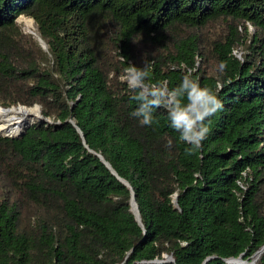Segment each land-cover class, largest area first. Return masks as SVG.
<instances>
[{
    "label": "trees",
    "instance_id": "1",
    "mask_svg": "<svg viewBox=\"0 0 264 264\" xmlns=\"http://www.w3.org/2000/svg\"><path fill=\"white\" fill-rule=\"evenodd\" d=\"M145 60L149 85L191 69L222 101L199 149L163 107L131 115ZM18 105L51 123L0 136V264H264V0H0V107Z\"/></svg>",
    "mask_w": 264,
    "mask_h": 264
},
{
    "label": "clouds",
    "instance_id": "2",
    "mask_svg": "<svg viewBox=\"0 0 264 264\" xmlns=\"http://www.w3.org/2000/svg\"><path fill=\"white\" fill-rule=\"evenodd\" d=\"M121 59L125 58L121 56ZM148 63L145 60L142 67L127 63L125 68L123 79L130 89L138 92L135 98L139 103L131 115L137 117L141 124L150 125L154 109L163 107L167 112L169 127L189 145L188 151L199 149L210 131L208 118L222 108V101L214 91L201 86L191 69L171 89L149 85L146 83Z\"/></svg>",
    "mask_w": 264,
    "mask_h": 264
},
{
    "label": "water",
    "instance_id": "3",
    "mask_svg": "<svg viewBox=\"0 0 264 264\" xmlns=\"http://www.w3.org/2000/svg\"><path fill=\"white\" fill-rule=\"evenodd\" d=\"M31 21L33 22V20L31 19ZM28 32L30 33H33L32 31H29V29H27ZM34 34V33H33ZM37 41L38 43L40 44V46L46 50V45L45 43L39 38L37 37ZM25 107V106H21V105H18L17 107ZM33 107H36L38 109V116L37 117H34L32 118L31 122L29 124H27V126L22 130V132L18 135L20 136L21 134H23L25 132V130L30 126L32 125L33 123L35 122H40V121H45L47 123H51V121L49 119H44L41 117L40 115V106L39 105H34ZM2 108V107H0ZM12 108V107H11ZM26 108V107H25ZM7 109V108H6ZM70 124H72V126H74L77 130V132H79L80 136L82 137V134L80 132V130L77 128V126L74 124V122L72 120L69 121ZM0 136H5V137H11V138H14V137H18V136H9V135H0ZM84 143V141H83ZM98 158L100 159V161L108 168V170L112 173V175H114L116 177V179L118 181H120L124 186H126L128 188V190L130 191V211L131 213L133 214L134 216V219L135 221L138 223V225L141 226V223H140V219H139V214H138V210H137V206L135 204V200H134V194L132 192V189L131 187L129 186V184L122 178H120L116 173L115 171L111 168V166L108 164V162H106L103 157L99 154H97ZM173 203L176 205V196L174 195L173 197ZM264 251V245L261 247V249L257 252V257L256 259L258 258V256ZM164 260H154V261H151V263H164V262H173L174 261V258L172 255H164L163 256ZM227 264H252V263H248L247 260H243L241 256L237 257V258H230V259H227L225 261Z\"/></svg>",
    "mask_w": 264,
    "mask_h": 264
},
{
    "label": "bare ground",
    "instance_id": "4",
    "mask_svg": "<svg viewBox=\"0 0 264 264\" xmlns=\"http://www.w3.org/2000/svg\"><path fill=\"white\" fill-rule=\"evenodd\" d=\"M25 23L27 29L35 30L31 19H25ZM38 114L36 107L0 108V135L17 136Z\"/></svg>",
    "mask_w": 264,
    "mask_h": 264
},
{
    "label": "rangeland",
    "instance_id": "5",
    "mask_svg": "<svg viewBox=\"0 0 264 264\" xmlns=\"http://www.w3.org/2000/svg\"><path fill=\"white\" fill-rule=\"evenodd\" d=\"M25 19H30V18H27V17H23V16H21V17H19V18L17 19V22H18V24H20V25L24 28L25 32H28V30H27V28H26ZM23 24H24V25H23ZM32 24H33V28H35V25H34L33 22H32ZM29 31H32V30L29 29ZM33 32H34V31H33ZM240 53H241V52H239V51H235V54H236L237 56H240ZM10 108H11V107H10Z\"/></svg>",
    "mask_w": 264,
    "mask_h": 264
}]
</instances>
